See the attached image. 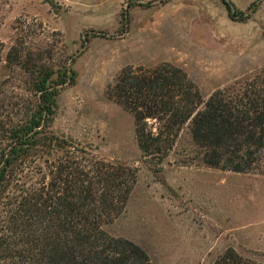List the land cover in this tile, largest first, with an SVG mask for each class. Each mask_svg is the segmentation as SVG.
Returning a JSON list of instances; mask_svg holds the SVG:
<instances>
[{
  "label": "rangeland",
  "instance_id": "1",
  "mask_svg": "<svg viewBox=\"0 0 264 264\" xmlns=\"http://www.w3.org/2000/svg\"><path fill=\"white\" fill-rule=\"evenodd\" d=\"M230 1L241 12L256 3V11L239 21L221 0H0L2 97L32 98L26 74L6 62L19 39L34 51L52 49L57 65L74 58L77 79L58 98L51 160L78 148L139 170L125 211L104 229L142 247L152 264H214L229 248L264 263V173L206 167L188 126L154 166L142 157L132 115L107 96L128 65H177L205 100L263 74L264 0ZM41 170L44 160L21 169L13 190L36 187Z\"/></svg>",
  "mask_w": 264,
  "mask_h": 264
},
{
  "label": "trees",
  "instance_id": "2",
  "mask_svg": "<svg viewBox=\"0 0 264 264\" xmlns=\"http://www.w3.org/2000/svg\"><path fill=\"white\" fill-rule=\"evenodd\" d=\"M221 1L232 20H248L256 11V3L241 12ZM69 60L57 65L52 49L34 51L23 39L7 54V65L28 77L32 98L12 103L0 90V264H152L142 247L104 229L125 211L139 170L91 159L78 148L51 160L58 98L77 79ZM107 96L132 115L142 157L154 166L163 164L188 126L206 167L264 173V73L205 100L177 65H128ZM39 160L45 172L38 185L13 190L21 169ZM11 192L15 202L6 210ZM214 264L264 263L229 248Z\"/></svg>",
  "mask_w": 264,
  "mask_h": 264
}]
</instances>
